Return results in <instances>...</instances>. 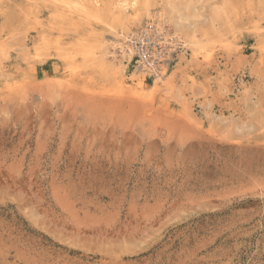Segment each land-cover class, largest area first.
Listing matches in <instances>:
<instances>
[{"label": "rangeland", "instance_id": "374dc122", "mask_svg": "<svg viewBox=\"0 0 264 264\" xmlns=\"http://www.w3.org/2000/svg\"><path fill=\"white\" fill-rule=\"evenodd\" d=\"M96 1L0 0V264H264V0H155L157 87Z\"/></svg>", "mask_w": 264, "mask_h": 264}, {"label": "bare ground", "instance_id": "6f19581e", "mask_svg": "<svg viewBox=\"0 0 264 264\" xmlns=\"http://www.w3.org/2000/svg\"><path fill=\"white\" fill-rule=\"evenodd\" d=\"M56 1L64 7L65 13L67 12L71 14L72 13L78 14L79 12L85 13L88 11V9L84 7V5L82 4V0H76V1L56 0ZM155 3H156L155 0H108L105 8H101L100 10H96L95 12L93 11L91 13L90 12L88 13V17L90 19L96 21L97 23H103L108 28L109 32L113 33V35H115L116 37L115 41L111 42L112 49H114V51H109V52L106 51V53L108 52V54H111L114 58L115 49H117L122 52L121 55L122 59H125L127 61L130 60L134 52L132 48V43H134V39L133 36L131 37L132 32H130V34L127 35L124 32L128 30L129 28L128 26L133 21L139 19L141 20L142 17L148 16L152 8L154 7ZM93 4H98V3L96 0H94ZM170 22L174 30L173 31L174 33L170 34L166 32L165 34H162L163 36L161 39H163V42H165V44L167 43L175 44V46L177 45L179 48H184V43L186 44L190 40V31H189L190 29H188L185 25H183V23H181L177 18H172ZM65 59L69 60V58L67 57ZM94 59L95 58L90 56L88 61H93ZM72 61H75V59H72ZM66 63L69 64V61L67 62L66 60ZM71 63L72 62H70V64ZM154 65L155 62L152 61L150 67H148L147 64L146 65L143 64V68H146L147 71H150L151 73H155V75L153 76L154 77L153 86L157 87L164 82L163 75L165 71L162 65L158 64L160 66V71L158 70L157 66L155 65L156 66L155 67ZM138 84L139 87H142L141 83Z\"/></svg>", "mask_w": 264, "mask_h": 264}, {"label": "built area", "instance_id": "2783aa9c", "mask_svg": "<svg viewBox=\"0 0 264 264\" xmlns=\"http://www.w3.org/2000/svg\"><path fill=\"white\" fill-rule=\"evenodd\" d=\"M142 31L141 33L145 34L139 35L137 41L134 40L136 55L139 59L138 62L141 64V67H143V64H147L148 67H150L151 62L154 61L159 71V65H165L167 68L169 63H171L173 60L172 52H174L175 49L173 51V46H169L170 44L168 43L165 44L163 39H160L163 36L162 34H165V31H162L158 35L155 34V37L149 35V31L147 30H144L145 32Z\"/></svg>", "mask_w": 264, "mask_h": 264}]
</instances>
